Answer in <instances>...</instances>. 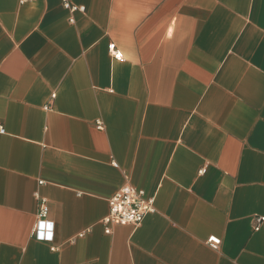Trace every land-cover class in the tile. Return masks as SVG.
Segmentation results:
<instances>
[{
  "label": "crops",
  "instance_id": "1",
  "mask_svg": "<svg viewBox=\"0 0 264 264\" xmlns=\"http://www.w3.org/2000/svg\"><path fill=\"white\" fill-rule=\"evenodd\" d=\"M67 1L0 0V264H264V0Z\"/></svg>",
  "mask_w": 264,
  "mask_h": 264
},
{
  "label": "built area",
  "instance_id": "2",
  "mask_svg": "<svg viewBox=\"0 0 264 264\" xmlns=\"http://www.w3.org/2000/svg\"><path fill=\"white\" fill-rule=\"evenodd\" d=\"M37 0H21V3L35 2ZM64 5L71 11H77L78 8L71 6L67 0H64ZM112 56L118 60H122V54L117 50L115 45H111L109 48ZM100 128V125H99ZM2 134L5 133L4 129H1ZM154 199H146L145 194L142 191L137 190L131 185L123 187L115 196L109 200V215L103 220L104 225H119V226H140L145 218L155 212ZM49 209L47 202L41 200L39 206V212L37 216V232L45 226L51 228L47 222ZM264 222V218L257 220L256 231H259L260 224ZM106 234H111L109 227H106ZM208 244L213 249H218L221 244V240L215 237H211L208 240Z\"/></svg>",
  "mask_w": 264,
  "mask_h": 264
}]
</instances>
